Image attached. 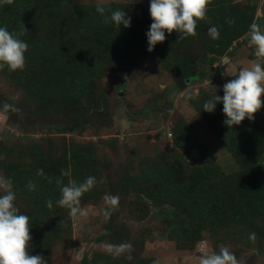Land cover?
<instances>
[{"label": "trees", "instance_id": "16d2710c", "mask_svg": "<svg viewBox=\"0 0 264 264\" xmlns=\"http://www.w3.org/2000/svg\"><path fill=\"white\" fill-rule=\"evenodd\" d=\"M101 5L108 16L125 10L130 27L104 23L97 4L82 0H14L0 6V27L18 32L23 24L28 31L21 37L29 46L25 68L0 70V109L4 103L19 109L0 113L21 134L0 141V171L13 183L19 214L30 217V254L55 264L59 250L70 248L72 219L56 204V180L66 185L94 176L97 183L81 197V207L103 202L106 195L119 197L115 215L111 212L95 242L130 243L133 259H127L128 253L115 256L108 249H96L79 264H157L143 256L150 229L132 232L118 219L120 212L139 223L151 215L157 232L177 250L193 251L208 241L212 251L226 245L244 264H253L254 258L264 257V125L245 118L230 129L224 124L222 104L212 113L203 111L204 102L214 95L223 97L222 91L199 88L184 96L236 163L232 173L220 168L193 127L183 121L172 129L175 148L140 157L137 167L133 159H118L116 138L79 141L73 136L111 125V97L102 80L124 65L131 68L151 58L171 75L179 92L187 90L190 81L209 79L207 71L215 64L222 67L223 59L233 57L234 47L247 35L256 20V5L249 0H211L205 18L197 22L196 36L166 32V40L151 52L146 35L153 22L150 0ZM213 26L220 33L217 40L208 35ZM249 58L257 59L253 52ZM260 112L264 116V106ZM36 133L42 136L33 137ZM50 133L69 137L56 147ZM38 169L43 176L37 175ZM62 170L70 176H61ZM29 181L36 184L34 191L28 190ZM252 233L255 240L249 238ZM244 252L250 255L243 259Z\"/></svg>", "mask_w": 264, "mask_h": 264}, {"label": "rangeland", "instance_id": "374dc122", "mask_svg": "<svg viewBox=\"0 0 264 264\" xmlns=\"http://www.w3.org/2000/svg\"><path fill=\"white\" fill-rule=\"evenodd\" d=\"M111 1L138 3L143 0H82L84 3L95 4ZM249 1L257 7L255 22L264 29V0ZM254 51L255 48L249 44V37L246 35L241 39L240 44L234 47L233 57L224 58L222 67L215 64L212 71H207L210 73L209 79L203 82L188 81V89L183 92L176 91L171 75L151 58H145L131 68L124 65L117 73H112L102 80L103 86L110 92L113 112L111 125L89 128L83 134L73 137L79 141L116 138L118 159L121 161L133 159L137 167L140 157L153 156L158 151L174 149L172 129L183 121L193 127L195 135L225 173L235 172L238 169L236 163L204 121L197 117L194 108L184 95L189 90L196 93L199 88L212 87L223 93L224 84L242 68L250 66L253 60L249 55ZM217 71L220 73L215 75ZM255 119L264 125V116L260 111L255 114ZM20 136L17 129L8 124L6 116L0 113V141L16 139ZM32 136L39 138L42 134L36 133ZM48 137L56 147H61L64 138L67 140L69 135L50 133ZM112 156L115 157L113 154ZM0 177H3L1 171ZM107 207L105 201L82 207L87 210L88 216L72 220V243L70 248L59 250V255L53 259L55 264H79L84 255L96 249H108V245L95 242L106 222L104 210ZM112 215H115V211H112ZM118 219L125 221L129 229L135 233L143 226L150 229L146 236L143 256L154 258L157 264L192 263L196 262V257H200L205 251L212 252L208 241L198 243L193 251L177 250L172 242L157 232L155 229L157 223L152 221L151 215L139 223L126 220L124 214L120 212ZM249 255V252H244L242 258ZM253 264H264V257L254 258Z\"/></svg>", "mask_w": 264, "mask_h": 264}, {"label": "clouds", "instance_id": "9594fccd", "mask_svg": "<svg viewBox=\"0 0 264 264\" xmlns=\"http://www.w3.org/2000/svg\"><path fill=\"white\" fill-rule=\"evenodd\" d=\"M211 0H150L149 13L152 23L147 35L148 51L154 50L158 43L166 40L165 33L171 35L173 32L181 34V38L196 36L197 22L205 18L208 5ZM14 0H0V6L12 5ZM96 11L104 18V23L112 22L120 28H128L131 25V17L125 10L111 11L110 16L104 15L106 9L101 4H97ZM27 29L22 24L18 32H10L5 27H0V70L5 67L14 72L23 70L26 66L25 53L28 44L21 39L27 33ZM211 39L217 40L220 33L217 27L208 29ZM249 44L254 46V55L257 58L250 62L249 67L242 68L238 75L228 81L223 86V97L214 95L203 104V111L212 113L217 104L223 105V114L227 117L224 124L232 128L233 125H240L247 118L253 121L255 114L264 106V29L259 24L253 22L249 26L247 33ZM3 112H18L14 105L4 103ZM171 109L169 112L171 113ZM218 154V153H217ZM37 175L43 176V169L37 170ZM61 176H70L69 171H63ZM51 183L52 181L49 180ZM97 183L94 176H88L83 182L77 183L69 180L68 184H63L62 179H57L56 184L60 187V198L56 201L57 206L68 210V215L72 220L86 218L88 212L80 206L81 197L91 191ZM62 185V186H61ZM29 191L36 189V184L29 181L27 184ZM0 264H48L42 255H31L29 252L30 241V217L19 214V209L15 206L16 193L13 190V183L10 179L0 177ZM108 207L104 210L105 220L109 219L111 212L119 205V197L106 195L104 197ZM47 207L51 209L53 202L49 199ZM107 235V233H105ZM251 240H255V233L250 234ZM108 251L115 256L128 253L127 259H133L131 252L133 246L130 243L119 245H109ZM199 264H244L242 259L230 251L229 246L221 245L219 251L211 253L205 251L199 257Z\"/></svg>", "mask_w": 264, "mask_h": 264}, {"label": "crops", "instance_id": "0c3cea01", "mask_svg": "<svg viewBox=\"0 0 264 264\" xmlns=\"http://www.w3.org/2000/svg\"><path fill=\"white\" fill-rule=\"evenodd\" d=\"M197 261L196 262H192V263H187V264H199V257H196Z\"/></svg>", "mask_w": 264, "mask_h": 264}, {"label": "water", "instance_id": "95a60500", "mask_svg": "<svg viewBox=\"0 0 264 264\" xmlns=\"http://www.w3.org/2000/svg\"><path fill=\"white\" fill-rule=\"evenodd\" d=\"M251 5H252V3H251Z\"/></svg>", "mask_w": 264, "mask_h": 264}]
</instances>
